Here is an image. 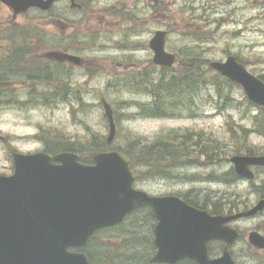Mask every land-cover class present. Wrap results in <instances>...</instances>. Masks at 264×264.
Returning a JSON list of instances; mask_svg holds the SVG:
<instances>
[{"label": "rangeland", "instance_id": "obj_1", "mask_svg": "<svg viewBox=\"0 0 264 264\" xmlns=\"http://www.w3.org/2000/svg\"><path fill=\"white\" fill-rule=\"evenodd\" d=\"M77 1L83 5L80 10L71 9L69 1H62L54 5L51 15L32 9L14 19L13 30L16 34H25L22 36L25 47L48 50L61 49L63 43L75 45L85 65L84 69H67L69 82L77 87L68 91L65 99L54 100L53 104L40 100L45 88L37 89L36 93L22 87L7 90L18 97V103L0 104V136L5 138L4 142L0 140V174L9 175L13 171L12 149L23 153L43 151L44 138L53 134L75 142L83 156H87V144L92 136L105 140L108 134L101 104L104 98L118 117L111 147H123L137 135L152 140L171 131H202L229 151L227 154L217 152L212 162L200 158L194 166L175 169L177 191L193 188L201 195H218L226 206L240 204L243 200L251 202L254 192L245 193L246 183L230 182L224 176L232 168L231 155L241 149L240 145H234L238 133L232 138L231 130H241L240 126L247 128L245 136H239L238 141L250 146L255 154L264 153V132L253 129L251 117L255 108L246 106L247 97L241 87L234 88L230 99L221 103L214 88L203 84L192 107L186 103L180 108L183 116L177 113L169 118H152L139 116L135 106L138 102H149L151 96L137 94L127 87L119 88L118 79L152 63L153 53L148 41L156 30L167 32L165 49L178 58L182 50L195 46L208 64L211 60L234 55L249 72L264 74V0ZM10 18L9 9L2 4L0 29H6L0 33L8 32L10 28L6 25ZM59 19L70 26L65 41H62ZM16 38L21 37L16 35ZM127 102L132 105L128 106ZM136 170L139 177L146 180L139 184L151 191H168L172 186V183L163 184L149 177L143 165ZM207 175L215 182H203L202 178ZM256 176L255 186L264 188V170L258 169Z\"/></svg>", "mask_w": 264, "mask_h": 264}, {"label": "water", "instance_id": "obj_2", "mask_svg": "<svg viewBox=\"0 0 264 264\" xmlns=\"http://www.w3.org/2000/svg\"><path fill=\"white\" fill-rule=\"evenodd\" d=\"M59 0H0L12 18L35 7L49 9ZM71 7H79L69 0ZM167 32L156 30L148 41L152 62L172 66L174 53L165 49ZM47 57L81 64L79 56L49 50ZM209 66L241 85L248 100L264 106V81L249 72L234 55L211 60ZM108 123L106 142L116 133L110 104L102 99ZM1 139L3 137L0 136ZM93 163L79 161V154L59 152L20 153L12 151L13 172L0 175V264H89L82 253L68 252L69 246L85 245L94 230L118 223L144 204L159 219L155 228L159 247L155 261H174L184 256L201 258L207 239L226 236L231 243L236 233L220 227L230 219L250 216L264 208V199L250 210L232 216H210L176 197H155L131 187L135 173L129 158L116 150L97 152ZM235 172L242 178L254 176L250 166H264V155H232ZM250 241L264 247V237L252 232ZM211 264H234L227 251Z\"/></svg>", "mask_w": 264, "mask_h": 264}, {"label": "flooded vegetation", "instance_id": "obj_3", "mask_svg": "<svg viewBox=\"0 0 264 264\" xmlns=\"http://www.w3.org/2000/svg\"><path fill=\"white\" fill-rule=\"evenodd\" d=\"M68 1V0H63ZM62 2V1H60ZM2 4L0 3V9ZM83 5L79 3V7H71L74 10H80ZM113 14V13H111ZM61 25L62 41H65L66 30L70 26L63 19H59ZM14 20L10 19L7 22V27L11 28ZM3 24V22H2ZM1 25V22H0ZM9 25V26H8ZM1 30V29H0ZM4 37L6 39L1 38ZM15 34L0 33V88H28V87H58L60 82H48L51 77H56L54 71L57 68L62 69H84V59L79 53L80 49L75 45L63 43L61 49L58 50L75 56L81 57L80 65H73L67 60H56L46 56L47 50L31 49L25 43L24 38L9 39L7 37ZM32 37V36H31ZM35 38V36H33ZM36 43V42H35ZM34 43V44H35ZM39 44V43H37ZM22 46L23 57L19 59L16 48ZM49 50V49H48ZM30 57V58H29ZM4 66V67H3ZM51 74H53L51 76ZM69 86L74 88L76 84L70 82ZM264 167H252V170L257 175V170ZM175 167L170 169V174L153 177L158 179L161 183H172L169 190L151 191L143 184L145 178L135 176L131 187L135 190L145 191L151 196L165 197L173 196L183 201L189 206L195 207L199 210H205L210 216L226 217L237 213H242L250 210L260 200L264 199V188H258L253 179L243 178H228L230 182L246 183L245 193L253 194L254 197L251 202L232 203L226 206L225 201L218 195L200 194L196 189L190 188L184 191H177V183L173 175ZM203 182L213 183V177L205 176L202 178ZM220 182L219 179H216ZM174 181V182H171ZM259 191V192H258ZM201 196V198H200ZM200 198V199H198ZM264 208L258 210L255 214L250 216H241L223 222L219 226L228 230H234L236 233L235 239L229 243L226 236H217L209 238L204 243L205 255L203 257L184 256L177 258L174 261H155L153 258L158 253L159 247L156 244L155 228L159 219L152 214V208L148 204L136 207L127 213L118 223L100 227L96 229L89 237L87 243L82 246L68 247V251L73 253H82L85 255L89 264H211V261L219 259L225 251H227L234 264H264V247L258 246L250 241V233L255 232L264 237Z\"/></svg>", "mask_w": 264, "mask_h": 264}, {"label": "trees", "instance_id": "obj_4", "mask_svg": "<svg viewBox=\"0 0 264 264\" xmlns=\"http://www.w3.org/2000/svg\"><path fill=\"white\" fill-rule=\"evenodd\" d=\"M54 7V6H53ZM53 8L47 12L51 15ZM124 16L123 14H118ZM16 34L15 30L9 31V35ZM18 34V33H17ZM9 39H16V37L10 36ZM138 47V46H137ZM22 46L16 48L17 57L21 59L23 57ZM198 47L189 46L186 50H182L177 63L173 66H157L151 63L144 68H137L135 71L130 72L124 78L118 79L119 88L134 91L137 94H147L151 96L149 102H138L135 104L137 107V114L143 117L152 118H169L177 113L182 115L180 108H184L187 105L195 103V96L201 89V85L208 83L216 91L219 97V102L226 103L225 101L230 99V92L239 87L237 83L223 77L218 72L212 70L208 64V60L204 59L202 53H200ZM130 63H133L132 61ZM136 64V63H135ZM135 64L133 66H135ZM4 67V66H3ZM53 74H57L56 78L48 79V82L59 81L62 83L58 87H42L44 90L40 96V100L44 103H52L54 100L65 99L69 95L68 91L76 89L69 86L70 72L67 69L57 68ZM51 74V76L53 75ZM60 75V76H59ZM62 76L65 81H61ZM264 81V74L258 73L257 75ZM60 77V78H59ZM34 93H36L41 87H28ZM12 88H0V104L12 105L18 103L14 93H9L7 90ZM49 90V92H48ZM210 96V95H209ZM47 101V102H45ZM246 106L255 108V112L252 114V121L256 132H264V107L257 106L246 99ZM128 106L132 103L127 102ZM55 106V105H52ZM184 115H186L184 113ZM192 114H189L191 116ZM117 121L118 117H115ZM241 130L235 129L230 131L232 138L235 136V132L238 133L237 140L234 145H238L239 150H235L234 153H241L243 151L246 154H253L254 151L250 146H245L243 142H239V136H243L244 132H247V128L240 126ZM239 132H242L239 135ZM245 136V135H244ZM45 151L58 152V151H78L75 142L69 140L63 136L51 135L50 138H44ZM240 144H239V143ZM88 155L83 156L82 161L90 163L92 160V154L96 151L108 150L109 147L125 153L130 158V167L136 169L141 165L147 170L149 177H161L170 174V169H180V167L193 166L199 162V159L203 161L212 162L215 160L217 152L224 151L227 154V147L221 142H217L211 136H206L204 132L198 130H186L183 132L171 131L165 133V135L157 136L152 140H147L142 136H133L123 147H111V143L107 144L105 140L100 137L92 136L88 142ZM227 178H237L238 176L231 168L224 173Z\"/></svg>", "mask_w": 264, "mask_h": 264}]
</instances>
